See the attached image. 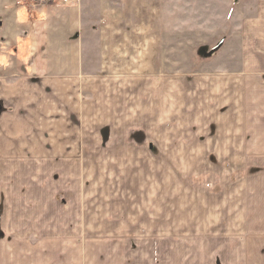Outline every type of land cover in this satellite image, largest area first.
I'll return each instance as SVG.
<instances>
[{
    "label": "crops",
    "instance_id": "obj_1",
    "mask_svg": "<svg viewBox=\"0 0 264 264\" xmlns=\"http://www.w3.org/2000/svg\"><path fill=\"white\" fill-rule=\"evenodd\" d=\"M92 1L96 2L35 5L32 0H0V233L6 235L8 207H15L20 223L27 219L24 214L39 222L37 213L51 215L52 205L76 214V208L86 207L88 182L106 184L102 172L110 167L111 185L119 191V197L112 199L122 207H133L128 218L132 213L146 217V206L154 207L158 220L154 230L143 231L142 237L174 234L200 243L222 242L217 248L225 264H248L252 245L247 239L258 237L253 225L262 221L257 210L264 175L235 178L236 171L247 176L239 161L234 171L224 165L215 171L197 162L199 153L189 167L183 161L189 154L181 151L172 155L171 166L151 169L143 159L146 152L136 155L127 133L104 140L102 134L88 132L104 123L126 131L135 125L150 128V122H224L223 135L212 138L205 158L219 153L224 164L247 158L241 134L246 132L241 126L246 122L243 79L259 63L247 59V26L251 43L264 54V0H256L253 18L244 16L234 35L229 33L223 48H233L234 54L226 60L228 69L216 76L221 81L196 83L170 77L172 81L167 78L152 85L150 77L132 76L106 86L96 74L91 96H86L88 59L82 35L86 31L81 35L80 31L89 27L84 22ZM192 95L203 104L198 115L187 108ZM87 97L93 99V109ZM136 142L143 145L145 138ZM262 144L252 142V149L261 153L252 157L264 158ZM72 237L85 235L74 231ZM175 245L168 252L160 246L149 249L133 264H183L182 245L177 241Z\"/></svg>",
    "mask_w": 264,
    "mask_h": 264
},
{
    "label": "rangeland",
    "instance_id": "obj_2",
    "mask_svg": "<svg viewBox=\"0 0 264 264\" xmlns=\"http://www.w3.org/2000/svg\"><path fill=\"white\" fill-rule=\"evenodd\" d=\"M32 1L35 5H42L54 4L58 0ZM80 1L67 2L78 5ZM256 5V0L92 1L84 22L89 27L80 31V35L86 31L82 34L86 44L84 54L88 59L86 96H91L90 89L94 86L90 83L96 74L103 77L106 86L114 80L119 82L122 77L132 76L136 79L150 77L152 85L162 79L172 81L170 77L196 83L203 79L214 83L221 81L216 76L221 77L219 72L228 69L226 60L230 54H234L233 48H223L224 43L231 37L230 34L234 35V29L244 16L246 20L254 17ZM248 30L247 26V59L256 58L259 63L256 64L258 68L248 71L243 79L247 89L246 122H242L241 126L246 132L242 130L241 134L246 140L247 158L231 159L226 164L219 153L211 154L215 158H205L207 145L212 138L218 140L223 135L224 122H150V128L135 125L126 131L104 123L102 128L88 129V133L102 134L104 140H108L110 135L123 136L127 133L129 139L134 141L130 143L132 150L136 155L139 151L146 152L143 159L151 169L171 166L169 162L174 161L172 155L181 151L188 152L183 161L189 167L199 153L201 157L197 162L207 168L214 167L215 171H221L224 167L234 171L239 161L247 176H240V171H236L235 178L251 179L257 174L264 175V158L251 156L261 154L252 149L254 140L263 141L264 148V60L261 57L264 54L251 43ZM86 100L93 109V99L87 97ZM190 100L188 110L198 115L197 110L203 105L202 102H197V95H192ZM142 125L146 123L142 122ZM144 138L143 145L136 142ZM216 146H219V142ZM111 172L110 167L102 172L108 178L106 184L91 185V181L88 182L86 207L76 208V214L70 208L63 210L52 205L49 208L51 215L37 213V217L40 214L39 222L32 221L30 216L24 214L27 219L20 223L15 218V207H8L6 235L0 233V264H133L136 256L149 249L160 246L168 252L170 247L176 246V241L183 248V264H195V261L198 264H225L217 248L222 242L200 243L196 239L176 238L174 234L165 238H158V235L142 237L143 231L154 230L152 226L158 220L152 213L154 207L146 206V217L132 213L128 218V212L133 207L125 204L122 207L112 199L113 196L119 197V191L111 185ZM150 172L153 173L152 170ZM146 177H149V173ZM258 207L257 216L261 215L263 221L264 194ZM262 221L253 225L258 237L247 239L248 244L252 245L248 250V264H264ZM74 231H80L85 237H72ZM116 231L124 233L117 234ZM131 233L137 237L129 238L128 234Z\"/></svg>",
    "mask_w": 264,
    "mask_h": 264
},
{
    "label": "built area",
    "instance_id": "obj_3",
    "mask_svg": "<svg viewBox=\"0 0 264 264\" xmlns=\"http://www.w3.org/2000/svg\"><path fill=\"white\" fill-rule=\"evenodd\" d=\"M64 1H66V2H67V1H69V0H64Z\"/></svg>",
    "mask_w": 264,
    "mask_h": 264
}]
</instances>
